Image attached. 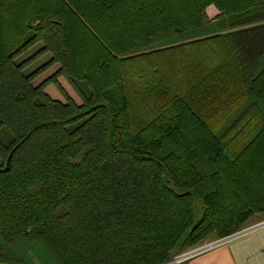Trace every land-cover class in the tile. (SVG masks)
I'll list each match as a JSON object with an SVG mask.
<instances>
[{"label":"trees","instance_id":"trees-1","mask_svg":"<svg viewBox=\"0 0 264 264\" xmlns=\"http://www.w3.org/2000/svg\"><path fill=\"white\" fill-rule=\"evenodd\" d=\"M0 158V264H167L237 233L264 212V0H0Z\"/></svg>","mask_w":264,"mask_h":264},{"label":"rangeland","instance_id":"rangeland-1","mask_svg":"<svg viewBox=\"0 0 264 264\" xmlns=\"http://www.w3.org/2000/svg\"><path fill=\"white\" fill-rule=\"evenodd\" d=\"M206 13L208 15L209 18H215L219 12L218 10L213 6H208ZM37 45L30 48L29 50H27L26 52H24L23 54L20 55V57L17 58V64L24 62L28 57H31L33 54L36 53L37 49ZM48 58H50L49 54H43L41 56H39L36 60H34L31 64H28L25 68H24V74H31L33 72H35L37 69H39L41 66H43V64L48 62ZM57 66H51L50 68L40 72V74H38L34 79L31 80V83L33 86H37L40 85L43 81H45L46 79L50 78L55 72H56ZM44 93H47L48 95L50 94L51 97H53L54 99H58L59 101L65 103L67 98H70L74 103L76 104H81V101L79 99V97L77 96L73 86L67 81V79L63 78V77H58L56 80V83H52V82H48L47 84H45L44 89H43ZM7 161V160H6ZM0 163H4V160L0 158ZM264 222V212L263 213H257L255 215H253L243 226V228H241V230H245L248 228H251L253 226H256L258 224H261ZM239 230V231H241ZM238 231V232H239ZM221 239H217V240H212V239H208L203 243H200V245L190 248L188 249L187 252H184L182 254H191L194 253L196 251H199L213 243H216L217 241H219ZM35 250L33 251H38L36 254L42 255L43 254V250L41 248L35 247ZM32 256V253H31ZM195 257V256H194ZM193 258V257H191ZM191 258H189L188 260H190ZM186 260V261H188ZM185 261V262H186ZM183 262V263H185ZM182 263V264H183Z\"/></svg>","mask_w":264,"mask_h":264},{"label":"crops","instance_id":"crops-1","mask_svg":"<svg viewBox=\"0 0 264 264\" xmlns=\"http://www.w3.org/2000/svg\"><path fill=\"white\" fill-rule=\"evenodd\" d=\"M183 264H264V226L203 252Z\"/></svg>","mask_w":264,"mask_h":264},{"label":"built area","instance_id":"built-area-1","mask_svg":"<svg viewBox=\"0 0 264 264\" xmlns=\"http://www.w3.org/2000/svg\"><path fill=\"white\" fill-rule=\"evenodd\" d=\"M262 226H264V222L261 223V224H258L256 226H253L251 228H248V229H245V230H241V231H239V232H237L235 234H232V235H230L228 237H225V238L217 241L216 243H213V244H211V245H209V246H207V247H205V248H203V249H201L199 251L191 253L189 255L181 254V255H179V256H177V257H175L173 259L174 260V264H182L183 262H185L186 260H188L191 257L197 256V255H199V254H201L203 252L209 251V250H211V249H213V248H215V247H217L219 245H222V244H224V243H226V242H228V241H230V240H232V239H234L236 237H239V236H241V235H243V234H245V233H247L249 231H252L254 229L260 228Z\"/></svg>","mask_w":264,"mask_h":264},{"label":"water","instance_id":"water-1","mask_svg":"<svg viewBox=\"0 0 264 264\" xmlns=\"http://www.w3.org/2000/svg\"><path fill=\"white\" fill-rule=\"evenodd\" d=\"M10 159H11V154L9 155V157L7 158L6 161V167L8 168L10 165ZM167 264H174V260H172L171 262L167 263Z\"/></svg>","mask_w":264,"mask_h":264}]
</instances>
